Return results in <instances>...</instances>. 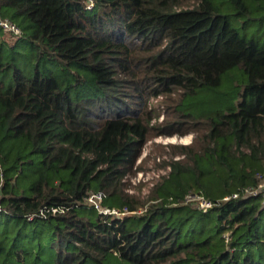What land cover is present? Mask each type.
Returning <instances> with one entry per match:
<instances>
[{"label":"trees","instance_id":"16d2710c","mask_svg":"<svg viewBox=\"0 0 264 264\" xmlns=\"http://www.w3.org/2000/svg\"><path fill=\"white\" fill-rule=\"evenodd\" d=\"M91 1L0 0L21 29L0 35V264H264V191L245 192L264 182V0ZM178 131L167 175L126 192Z\"/></svg>","mask_w":264,"mask_h":264},{"label":"rangeland","instance_id":"374dc122","mask_svg":"<svg viewBox=\"0 0 264 264\" xmlns=\"http://www.w3.org/2000/svg\"><path fill=\"white\" fill-rule=\"evenodd\" d=\"M2 19L6 18H3L0 15V20ZM7 19L10 20L9 18ZM0 35L5 40H8V38L12 37L13 34H8L0 30ZM233 74H238L239 76V73L237 71L233 72ZM221 88H225L228 93L231 87L229 88V83H225L219 89ZM219 89H217L216 92H208L206 94L207 106H205V109H212V103H214L216 98L218 97ZM177 98L178 96L176 94L172 95L171 97H167L164 95L158 99H153L151 101L150 110L153 111V115L155 117L152 123L153 125L163 126L168 123L169 116L172 112L173 104ZM189 135H191L193 141L194 134L187 133V135H181L179 131L155 137L149 140V142H147V144L145 145L140 160L137 163V165H139L141 168L140 173H137L136 176L131 175L129 177L128 184L130 186L129 189L125 191L130 194L140 196L142 198L148 195L151 187V182L157 181L158 174L163 175L165 173L164 171L166 169L160 166L164 161H168L170 158L169 149L167 148V145H190L191 141L189 142Z\"/></svg>","mask_w":264,"mask_h":264},{"label":"built area","instance_id":"2783aa9c","mask_svg":"<svg viewBox=\"0 0 264 264\" xmlns=\"http://www.w3.org/2000/svg\"><path fill=\"white\" fill-rule=\"evenodd\" d=\"M93 6H94V2L90 0V2L88 4V8L91 9V8H93ZM0 27H1L2 31L5 33H14V34H20L21 33L20 28L8 19L0 20ZM189 136H190L189 142L190 141L192 142L191 135H189ZM178 159H176V160H178ZM168 170H170V168L166 169L164 171L165 173L163 175L158 174L157 175V177H158L157 181L151 182V187H153L159 181L161 176L167 175ZM138 173H140V172H138ZM126 181H127V179H126ZM251 191L254 195H257V194H259V192L264 191V182H262L259 189H256V190L246 189L245 192L251 194ZM104 197L105 196L103 195V193H94V194L89 196L88 203L90 204L91 207L93 206L94 209L99 212V214H102V215L113 214L119 218L122 217L123 214H121L119 211L110 210V209H107L103 206ZM239 197H240L239 194H234V195L223 197V200L229 201L231 199H237ZM185 201L199 204V207L201 209H203L205 212L214 205L213 202L207 201L204 197L196 195V194H190V195L186 196ZM63 211H64V208H62V207L51 208V209L44 208L40 211V215L45 216L47 213H54L55 214V213L63 212Z\"/></svg>","mask_w":264,"mask_h":264}]
</instances>
